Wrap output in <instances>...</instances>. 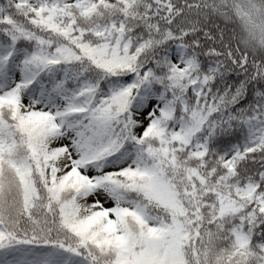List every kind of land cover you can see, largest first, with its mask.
<instances>
[{
    "label": "snow or ice",
    "instance_id": "6c2138e0",
    "mask_svg": "<svg viewBox=\"0 0 264 264\" xmlns=\"http://www.w3.org/2000/svg\"><path fill=\"white\" fill-rule=\"evenodd\" d=\"M0 264H264V0H0Z\"/></svg>",
    "mask_w": 264,
    "mask_h": 264
}]
</instances>
